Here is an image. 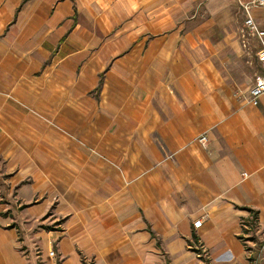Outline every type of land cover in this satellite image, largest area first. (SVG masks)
Listing matches in <instances>:
<instances>
[{"label": "crops", "instance_id": "0c3cea01", "mask_svg": "<svg viewBox=\"0 0 264 264\" xmlns=\"http://www.w3.org/2000/svg\"><path fill=\"white\" fill-rule=\"evenodd\" d=\"M251 1L0 0V264H250Z\"/></svg>", "mask_w": 264, "mask_h": 264}, {"label": "built area", "instance_id": "2783aa9c", "mask_svg": "<svg viewBox=\"0 0 264 264\" xmlns=\"http://www.w3.org/2000/svg\"><path fill=\"white\" fill-rule=\"evenodd\" d=\"M264 6V0H252L250 3L245 5L242 9L245 13V18L243 20V27H242V40L243 46L245 45V40L250 37L254 36L258 39L259 47L256 50V57L261 65V74L255 77L254 85L250 90L251 100L250 104L252 106H256L258 100L264 97V29L259 28L253 18L250 15V10L254 7H261ZM198 142L202 145L205 144L206 140L204 136H201L198 139ZM194 226L197 228L200 226V222L194 223ZM49 256L53 257L54 252L50 251Z\"/></svg>", "mask_w": 264, "mask_h": 264}, {"label": "rangeland", "instance_id": "374dc122", "mask_svg": "<svg viewBox=\"0 0 264 264\" xmlns=\"http://www.w3.org/2000/svg\"><path fill=\"white\" fill-rule=\"evenodd\" d=\"M249 231H245V241L251 243L250 248V264H264V238L257 234V227L255 225H247Z\"/></svg>", "mask_w": 264, "mask_h": 264}, {"label": "trees", "instance_id": "16d2710c", "mask_svg": "<svg viewBox=\"0 0 264 264\" xmlns=\"http://www.w3.org/2000/svg\"><path fill=\"white\" fill-rule=\"evenodd\" d=\"M251 214V220H250V225H254L256 222L257 218V213L255 211L249 210Z\"/></svg>", "mask_w": 264, "mask_h": 264}]
</instances>
